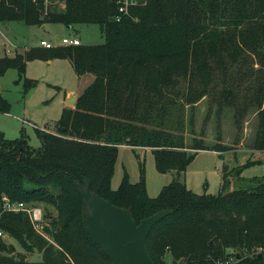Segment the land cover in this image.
<instances>
[{"label":"trees","instance_id":"obj_1","mask_svg":"<svg viewBox=\"0 0 264 264\" xmlns=\"http://www.w3.org/2000/svg\"><path fill=\"white\" fill-rule=\"evenodd\" d=\"M121 1L0 0V22L96 23L104 37L0 56V75L8 68L21 75L34 58H66L78 76L93 74L75 105L62 108L57 131L39 129L37 150L22 135L10 139L0 130V203L6 197L55 209L42 226L52 240L25 212L0 210V231L41 254L28 262L0 236V264H113L82 223L79 187L86 180L136 223L165 211L145 239L153 264H167L166 253L171 264H264V173L246 188L227 189L230 172L223 169L215 194L194 192L180 178L198 150H224L219 142L185 141L187 109L204 96L215 105L217 124L232 108L238 132L248 111L256 112L248 147L263 157L235 171L255 161L264 167V0H138L127 12L119 11ZM9 107L0 94V111ZM120 144L149 148L155 168L175 170V177L155 196L147 194L142 168L138 181L124 173L112 188Z\"/></svg>","mask_w":264,"mask_h":264},{"label":"rangeland","instance_id":"obj_2","mask_svg":"<svg viewBox=\"0 0 264 264\" xmlns=\"http://www.w3.org/2000/svg\"><path fill=\"white\" fill-rule=\"evenodd\" d=\"M60 5H62L61 1ZM65 36H76L81 44H98L104 41L103 33L96 23H74L68 26L60 22H48L42 26L29 25L17 20L3 21L0 22V56L6 54L4 43L12 54L40 45L39 41L42 38L52 46L58 45ZM92 79L91 73L78 76L66 58L28 60L21 75L16 69L8 68L0 75V94L10 104L7 112L0 111V130L10 139L22 135L28 147L37 150L41 145L39 129L57 131V121L62 108L68 105L66 98L70 94L76 96L80 94ZM25 80L31 81L26 91H24ZM232 114V108H224L217 124L215 105H211L205 96L196 102L192 110L187 109L184 130L186 143H191L193 137H196L208 145L219 142L224 149L216 154V158L209 151L200 152L180 174L181 180L188 175L190 182L195 186L192 191L217 193L220 190L223 169L226 168L230 172L227 189L246 188L252 183V179L262 177L264 167L261 161L243 166L239 175L235 171V168L244 164L247 159L257 160L256 158L263 157V153L252 151L248 147L255 131L256 112L253 109L248 111L239 132L233 124ZM191 115L192 124H189L188 119ZM141 168L149 196H155L161 186L170 182L176 175L175 170L158 171L149 148H133L120 144L114 162L111 187L118 186L124 173L130 182L138 181ZM33 205L42 210L41 225H47L48 218L55 214V209L50 205L45 208L43 203L36 202ZM43 235L52 240L47 232L43 231ZM0 236L4 241L12 243L17 251L25 254L28 262L38 261L41 258L40 252L35 249L25 250L7 233L1 231ZM164 259L167 264L172 263L169 253L165 254Z\"/></svg>","mask_w":264,"mask_h":264},{"label":"water","instance_id":"obj_3","mask_svg":"<svg viewBox=\"0 0 264 264\" xmlns=\"http://www.w3.org/2000/svg\"><path fill=\"white\" fill-rule=\"evenodd\" d=\"M76 100L77 96L70 94L66 103L74 106ZM79 188L84 204L83 226L113 264H153L145 239L152 224L163 217L165 211H157L136 223L127 208L116 206L91 191L88 180Z\"/></svg>","mask_w":264,"mask_h":264},{"label":"built area","instance_id":"obj_4","mask_svg":"<svg viewBox=\"0 0 264 264\" xmlns=\"http://www.w3.org/2000/svg\"><path fill=\"white\" fill-rule=\"evenodd\" d=\"M138 3V0H122L118 9L121 12H127L128 5H134ZM39 44L45 47H52L51 43L44 39H40ZM60 44H80L79 39L76 36L72 37H62L60 40ZM0 210H10V211H23L28 216L30 222L37 232L43 234L42 230V210L35 205L26 204L24 202H10L6 197H3L2 202L0 203ZM1 234V231H0Z\"/></svg>","mask_w":264,"mask_h":264},{"label":"crops","instance_id":"obj_5","mask_svg":"<svg viewBox=\"0 0 264 264\" xmlns=\"http://www.w3.org/2000/svg\"><path fill=\"white\" fill-rule=\"evenodd\" d=\"M43 26V25H42ZM43 39V38H42ZM4 47H5V53L7 54V55H12V54H10V48L9 47H7L6 45H5V43H4ZM6 50H8V52H6ZM202 151H209L211 154H213V156H215V158H216V154H218V151H215V150H208V149H201V150H198L197 151V154H196V156L200 153V152H202ZM263 155V154H262ZM256 159H260V158H256ZM215 164H216V159H215ZM214 164V165H215ZM209 167V166H208ZM184 183L186 184V186L188 187V188H190L191 190L192 189H195V186H193V184H192V182H190V180H189V177H188V175H186L185 177H184Z\"/></svg>","mask_w":264,"mask_h":264}]
</instances>
